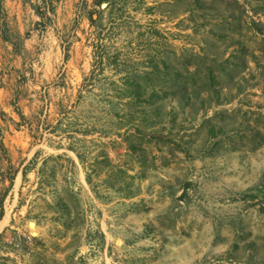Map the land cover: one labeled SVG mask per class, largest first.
Here are the masks:
<instances>
[{"label":"rangeland","instance_id":"obj_1","mask_svg":"<svg viewBox=\"0 0 264 264\" xmlns=\"http://www.w3.org/2000/svg\"><path fill=\"white\" fill-rule=\"evenodd\" d=\"M7 216L0 264H264V0H0Z\"/></svg>","mask_w":264,"mask_h":264},{"label":"bare ground","instance_id":"obj_2","mask_svg":"<svg viewBox=\"0 0 264 264\" xmlns=\"http://www.w3.org/2000/svg\"><path fill=\"white\" fill-rule=\"evenodd\" d=\"M6 215H7V214H6ZM7 218H8V216H7V217L4 219V221H2V223L0 224V230H1V228L3 227V225L6 223ZM30 227H31V229H32L33 231H36L35 226H34L33 223L30 224Z\"/></svg>","mask_w":264,"mask_h":264}]
</instances>
